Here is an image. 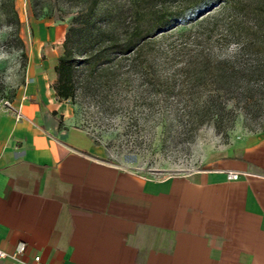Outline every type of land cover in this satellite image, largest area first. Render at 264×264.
I'll return each mask as SVG.
<instances>
[{"label": "rangeland", "instance_id": "obj_1", "mask_svg": "<svg viewBox=\"0 0 264 264\" xmlns=\"http://www.w3.org/2000/svg\"><path fill=\"white\" fill-rule=\"evenodd\" d=\"M93 1L0 0V106L32 65L53 69L54 88L73 21L82 28L59 125L86 131L104 160L150 176L188 173L264 131V0L218 1L186 22L175 14L196 0H95L85 15ZM162 13L169 19L155 26Z\"/></svg>", "mask_w": 264, "mask_h": 264}, {"label": "crops", "instance_id": "obj_2", "mask_svg": "<svg viewBox=\"0 0 264 264\" xmlns=\"http://www.w3.org/2000/svg\"><path fill=\"white\" fill-rule=\"evenodd\" d=\"M28 73L9 102L22 117L0 106V264H264V131L203 168L150 176L59 125L53 69Z\"/></svg>", "mask_w": 264, "mask_h": 264}, {"label": "trees", "instance_id": "obj_3", "mask_svg": "<svg viewBox=\"0 0 264 264\" xmlns=\"http://www.w3.org/2000/svg\"><path fill=\"white\" fill-rule=\"evenodd\" d=\"M218 1L222 0H196L193 3H190L184 8L180 9V11L176 12L177 14H175V16L177 17V21L186 22L187 18L190 19L191 17L196 16L200 10L207 8L208 6L213 5ZM94 3L95 0L91 3V5L88 6L85 15L89 16L91 14ZM165 15L170 14H157V19H155L154 21L155 26H160L161 22H164L165 20L169 19L170 16L167 17ZM82 24L87 27L85 21ZM149 27L150 25L146 27L144 32H146ZM81 28L82 27H80V24L72 21L65 30L64 38L62 41V50L61 53L58 55L57 61L54 65V69L56 71V82L54 85V90L58 97L65 98L70 96L72 93V74L74 71V59L72 57V40L74 39V36L81 30ZM142 35V33L136 32L131 37L127 38L123 42V45L121 47L116 46L115 51H124L126 48L136 42L139 37H142Z\"/></svg>", "mask_w": 264, "mask_h": 264}, {"label": "built area", "instance_id": "obj_4", "mask_svg": "<svg viewBox=\"0 0 264 264\" xmlns=\"http://www.w3.org/2000/svg\"><path fill=\"white\" fill-rule=\"evenodd\" d=\"M5 105L10 108L15 119L22 117V114L18 106H10L9 102H6ZM239 173L240 172L236 170H228L226 175L228 178H236L238 177ZM22 248H23V244H19L15 253L21 252ZM4 255L5 252L0 249V257ZM22 264H41L39 254H33L29 260L23 261Z\"/></svg>", "mask_w": 264, "mask_h": 264}]
</instances>
